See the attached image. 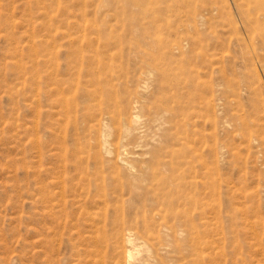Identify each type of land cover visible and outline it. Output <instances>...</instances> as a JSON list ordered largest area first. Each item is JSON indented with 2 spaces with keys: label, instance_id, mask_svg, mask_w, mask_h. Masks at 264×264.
<instances>
[{
  "label": "rangeland",
  "instance_id": "1",
  "mask_svg": "<svg viewBox=\"0 0 264 264\" xmlns=\"http://www.w3.org/2000/svg\"><path fill=\"white\" fill-rule=\"evenodd\" d=\"M237 2L0 0V264H48V224H66L51 216L64 179L67 224H89L81 208L96 224L149 212L132 176L154 150L156 161H168L171 148L180 167L190 160L193 192L207 202L203 215L193 211L195 222L246 227L238 264H264V23L256 3L240 0L262 24L245 19ZM52 68L61 80L94 79L137 98L133 129L106 120L104 137L79 131L76 144L53 107ZM102 98L103 111L120 108ZM159 98L174 121H152ZM83 145L90 148L79 154ZM100 166L94 202L73 205L80 178L93 179ZM65 239L54 242L69 257Z\"/></svg>",
  "mask_w": 264,
  "mask_h": 264
},
{
  "label": "bare ground",
  "instance_id": "2",
  "mask_svg": "<svg viewBox=\"0 0 264 264\" xmlns=\"http://www.w3.org/2000/svg\"><path fill=\"white\" fill-rule=\"evenodd\" d=\"M237 1L238 8L245 19H251L256 24L261 23L258 20L260 17H253L252 11L242 7L240 0ZM246 1L258 5V11L262 12L261 18L264 23V0ZM56 76L57 71L52 68L49 78L54 86L53 107L58 108L64 118L63 123L71 125L74 129L77 136L76 144L80 141L79 131L87 132L89 138L94 132L98 133L97 137H104L105 127L106 129L110 127L106 125V120L115 119L122 126H119V129L124 127L128 133L133 129V124L138 121V111L143 108V105L137 98L130 99L125 94L123 97H118L110 92L106 86L108 83L96 85L98 82L94 79L93 81H82V79L66 81ZM89 83H91L90 87ZM102 95H105L107 102L120 108L103 111ZM167 98L173 99L174 102L172 94ZM159 100L160 98L154 104ZM162 104L163 100L154 106L152 121L159 123V117L162 114H169L168 121H174L175 110L167 103ZM81 113L83 114L80 117ZM60 138L65 139L64 136ZM83 146L79 154H86L87 149L90 148V145L87 146L88 148ZM156 152L157 150H154L153 160L146 166H142L141 173L132 176L131 190L136 193L137 189L144 190L143 195L139 193L136 197L142 202L149 201L151 205L149 212L143 209L136 214L135 219L121 214L112 220L113 224H96L91 212L87 209L83 211L81 208L82 217L83 214L86 215L82 219L88 220L89 224H67L69 213H66L65 206L66 203L68 204L66 200L68 193L65 194L64 179L61 191L58 193L59 201L56 203L59 209L51 216L53 221L60 222V219H64L66 224H48L50 233L53 235L48 245V264H167L168 256H171L169 260L173 262L172 264H238L240 260H244L239 255L242 253L244 243L241 236L246 234L244 233L247 231L246 227L238 224H207L204 221L196 223L193 211L198 210V213L203 215L207 202L202 198L198 199L193 192L197 189L198 181L190 173V160L183 156L181 162L183 167H180L174 158L178 155V149L171 148L165 153V156L170 158L168 161H156ZM76 157L81 161L78 162V167L83 161L86 162V156ZM96 161L103 164L101 158H97ZM163 167L167 168V171H163ZM101 168L100 166L93 179L89 178L87 172L84 178H80L77 185L82 187L84 194L78 189L82 194L78 193L79 198L77 201L73 200V205L79 203L80 207L81 203L94 202L90 199L91 197L89 198L90 187L97 186V178L102 177ZM201 183L202 186L206 185V181ZM74 191L76 193V190ZM102 195L105 198L106 194ZM137 218L141 224H137ZM64 237L71 249L69 257H66L61 252L60 246L56 247L54 242L58 239L62 243Z\"/></svg>",
  "mask_w": 264,
  "mask_h": 264
}]
</instances>
